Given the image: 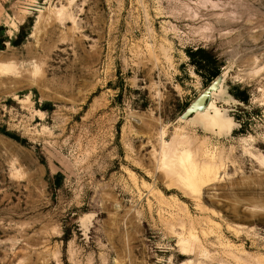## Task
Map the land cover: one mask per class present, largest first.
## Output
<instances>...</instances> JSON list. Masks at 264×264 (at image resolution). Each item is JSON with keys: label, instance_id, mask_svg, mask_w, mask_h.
<instances>
[{"label": "rangeland", "instance_id": "rangeland-1", "mask_svg": "<svg viewBox=\"0 0 264 264\" xmlns=\"http://www.w3.org/2000/svg\"><path fill=\"white\" fill-rule=\"evenodd\" d=\"M220 72L229 128L180 120ZM180 138L223 157L199 197L157 161ZM252 259L264 264V0H0V264Z\"/></svg>", "mask_w": 264, "mask_h": 264}, {"label": "bare ground", "instance_id": "bare-ground-1", "mask_svg": "<svg viewBox=\"0 0 264 264\" xmlns=\"http://www.w3.org/2000/svg\"><path fill=\"white\" fill-rule=\"evenodd\" d=\"M219 91L212 94L211 100L206 107L207 110L196 112L192 116L196 123L197 121L202 123L203 126L209 130L221 131L222 129H228L231 123L229 120L228 122L221 116L218 109L214 105V96L217 95ZM192 142L193 140L188 141L184 140V138H180L178 141L175 140V142L169 146V149L167 147H163L160 150L157 161L160 164H163L166 168L165 170L167 173L165 172V174H167L169 181H167V176L165 178L166 182H168V186H177L184 195L199 197L201 189L209 185L216 178L217 171L222 165L223 157L219 152H208L199 146L193 149L191 147ZM158 195L159 197H162V194L159 191ZM181 242L182 239L179 241L178 247L179 253L183 254L187 248L186 245ZM257 260H255V262L252 259L251 262L259 264L261 261L259 260L258 262Z\"/></svg>", "mask_w": 264, "mask_h": 264}, {"label": "water", "instance_id": "water-1", "mask_svg": "<svg viewBox=\"0 0 264 264\" xmlns=\"http://www.w3.org/2000/svg\"><path fill=\"white\" fill-rule=\"evenodd\" d=\"M225 73L220 72L184 109L180 114V120H186L196 112L207 110L206 107L211 100L212 94L218 92L222 88ZM215 104V99H214ZM216 106V105H215Z\"/></svg>", "mask_w": 264, "mask_h": 264}, {"label": "trees", "instance_id": "trees-1", "mask_svg": "<svg viewBox=\"0 0 264 264\" xmlns=\"http://www.w3.org/2000/svg\"><path fill=\"white\" fill-rule=\"evenodd\" d=\"M218 74H219V73H218ZM218 74H216V76H217ZM216 76H215V77H216ZM215 77H214V78H215ZM214 78H213V79H214Z\"/></svg>", "mask_w": 264, "mask_h": 264}]
</instances>
